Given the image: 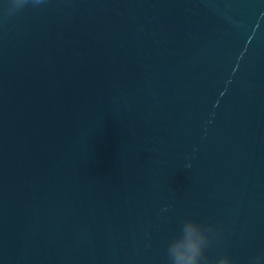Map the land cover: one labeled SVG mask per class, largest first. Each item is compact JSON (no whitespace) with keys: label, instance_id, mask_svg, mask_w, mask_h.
<instances>
[{"label":"water","instance_id":"obj_1","mask_svg":"<svg viewBox=\"0 0 264 264\" xmlns=\"http://www.w3.org/2000/svg\"><path fill=\"white\" fill-rule=\"evenodd\" d=\"M181 235L264 264V0H0V264Z\"/></svg>","mask_w":264,"mask_h":264},{"label":"clouds","instance_id":"obj_2","mask_svg":"<svg viewBox=\"0 0 264 264\" xmlns=\"http://www.w3.org/2000/svg\"><path fill=\"white\" fill-rule=\"evenodd\" d=\"M24 2L25 0H19V4ZM35 2L39 3L40 0H35ZM182 235L178 239L173 240L168 247L172 264H201L206 241L204 239L188 240L183 245H180L179 241ZM225 258L227 257L225 256Z\"/></svg>","mask_w":264,"mask_h":264}]
</instances>
